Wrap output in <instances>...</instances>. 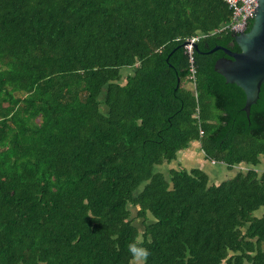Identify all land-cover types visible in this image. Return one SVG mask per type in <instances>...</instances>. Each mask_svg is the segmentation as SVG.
I'll return each mask as SVG.
<instances>
[{
  "label": "trees",
  "instance_id": "1",
  "mask_svg": "<svg viewBox=\"0 0 264 264\" xmlns=\"http://www.w3.org/2000/svg\"><path fill=\"white\" fill-rule=\"evenodd\" d=\"M231 14L226 0H0V264H134V241L141 264H264V83L247 116L210 51L241 50ZM192 142L248 168L160 169Z\"/></svg>",
  "mask_w": 264,
  "mask_h": 264
},
{
  "label": "water",
  "instance_id": "2",
  "mask_svg": "<svg viewBox=\"0 0 264 264\" xmlns=\"http://www.w3.org/2000/svg\"><path fill=\"white\" fill-rule=\"evenodd\" d=\"M235 33L241 50L216 45L210 51L222 49L226 54L216 61L215 69L228 82L236 83L243 88L246 94L243 109L249 116L251 106L257 102L264 83V0H258L252 28L249 31ZM195 48L198 49L197 43Z\"/></svg>",
  "mask_w": 264,
  "mask_h": 264
},
{
  "label": "built area",
  "instance_id": "3",
  "mask_svg": "<svg viewBox=\"0 0 264 264\" xmlns=\"http://www.w3.org/2000/svg\"><path fill=\"white\" fill-rule=\"evenodd\" d=\"M232 10L230 20L224 25V28H230L234 32L244 31L253 19L254 12L258 6V0H226ZM199 36H191L186 39L185 48L189 55V77L193 87H196L197 66L194 56V48ZM197 96V92H195ZM203 133V131H201Z\"/></svg>",
  "mask_w": 264,
  "mask_h": 264
},
{
  "label": "rangeland",
  "instance_id": "4",
  "mask_svg": "<svg viewBox=\"0 0 264 264\" xmlns=\"http://www.w3.org/2000/svg\"><path fill=\"white\" fill-rule=\"evenodd\" d=\"M0 68H1V65H0ZM130 72L132 73L133 70L132 69H124L123 70V73H126V72ZM104 98V97H102ZM104 110H106V108H102ZM179 155V158H178V161H173L169 164H165L163 167H160V169L164 170V171H168L167 169L174 166V165H177L180 161V163H183L186 167L190 168V167H194V166H202L203 168H205L207 171H209L210 175L214 178L216 176H219L217 173V169L221 166H219L218 164L216 163H212L211 161L205 159L204 157V153L203 151L201 150L200 146H199V142H192L191 143V146L184 150V151H181L178 153ZM248 167L245 163H242L241 165H237L236 167H234V170L233 171H228L226 169H220V176L221 177H225V175H231L233 174L234 172H238L239 169H244L246 170ZM263 169V167L261 168ZM134 212H135V209H133ZM137 224L139 225L141 231L143 230V226L140 222V220H137ZM134 264H138V262L135 260L133 261ZM143 263L140 262V264Z\"/></svg>",
  "mask_w": 264,
  "mask_h": 264
},
{
  "label": "clouds",
  "instance_id": "5",
  "mask_svg": "<svg viewBox=\"0 0 264 264\" xmlns=\"http://www.w3.org/2000/svg\"><path fill=\"white\" fill-rule=\"evenodd\" d=\"M127 250L131 254L132 258L135 259L138 264L142 261H146L150 255L149 250L146 247H143L139 244L138 241H134L127 245Z\"/></svg>",
  "mask_w": 264,
  "mask_h": 264
},
{
  "label": "crops",
  "instance_id": "6",
  "mask_svg": "<svg viewBox=\"0 0 264 264\" xmlns=\"http://www.w3.org/2000/svg\"><path fill=\"white\" fill-rule=\"evenodd\" d=\"M19 94H20V93H19ZM221 168H222V169H226L224 166H221V167H219V168L217 169V171L219 170L218 173H217V174L219 175L217 179H219V177H220V178H225V177L227 176V175H225V177H221V176H220V169H221ZM226 170H227V169H226ZM233 170H234V169H232V170H228V171H233ZM208 173H209V171H208ZM209 174H210V173H209ZM233 174H235V172H234ZM229 175H230V174H229ZM262 212H263V209H261L260 213H262Z\"/></svg>",
  "mask_w": 264,
  "mask_h": 264
}]
</instances>
